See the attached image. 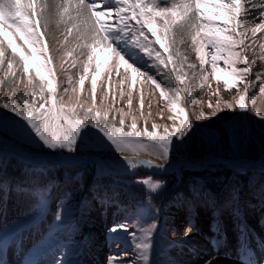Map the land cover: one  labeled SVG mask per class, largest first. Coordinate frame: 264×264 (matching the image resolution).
<instances>
[{
	"label": "rangeland",
	"instance_id": "374dc122",
	"mask_svg": "<svg viewBox=\"0 0 264 264\" xmlns=\"http://www.w3.org/2000/svg\"><path fill=\"white\" fill-rule=\"evenodd\" d=\"M27 2L21 0L22 4ZM108 2L112 3L113 0ZM37 3L47 5L44 20L48 23V0H37ZM158 3L161 7L179 4L173 0H158ZM250 11L253 15L249 19L260 23L256 15L259 10L250 8ZM47 23L42 29L45 34ZM64 34L66 29L54 40L45 35L49 46L48 56L53 59L57 95L63 98L66 105L91 106L90 79L95 66L93 64L87 74L84 90L81 91L78 80L82 65L77 61L76 67L71 66L81 50L68 56L67 51L76 42L73 37L64 42ZM8 38H12L11 33ZM61 42L66 52L65 58L62 57L60 61L53 48ZM261 45H264V33H257L255 37L248 33L245 46H241V54L248 59L247 66L252 67L253 73L238 88L225 89L222 81L217 82L211 77L201 87L199 61L195 60V69H189L187 63L184 64L183 71L187 73L185 84L179 85L177 82V86L184 89L180 106L184 107L194 127L189 133L191 139L185 137L187 143H180L174 138L176 147L170 154L169 164H163L144 153L138 156L163 165L159 168L139 165L132 168L124 163V156L116 152L110 142H106L108 147L98 148L93 138L89 139L90 147L80 148L75 156L66 152L60 154L59 150L47 149L38 138L34 140L29 137L25 128L29 132L31 130L26 121L0 108V113L5 117L0 121V248L5 243L11 244L25 238L27 258L39 263L45 261L43 264H53L54 260L61 258L71 264H123L125 261L143 264L139 259L140 250L135 246L138 241L130 233L134 230L138 232L141 221L137 217L141 210L150 207L155 213L152 219L158 225L152 237L150 264H184L188 261L185 260L187 255L200 257L204 248L196 245L195 238L204 240L201 246H209L207 250L212 252L209 253L210 258H228L236 264H244L247 255L251 254L252 257V251L235 253L231 244L235 239L241 240L240 243L247 241V237L254 239V227L260 231V238L264 237V194L260 195V189L264 186V120L256 114L264 115V94L259 93L260 81L255 75L261 73L264 65V47ZM171 51L174 62L179 66L184 57L174 31ZM6 59H12L10 50L6 53ZM15 61L14 70L19 66L18 57H15ZM38 63H41L39 58L34 61V64ZM244 66L237 65L238 68ZM205 69L210 70V67L205 65ZM3 71H6V64L0 65V74ZM109 71L111 69L102 68L97 77L98 109L109 111L110 119L115 116L116 120H119L122 110L127 114L126 127L133 118L138 129H150L155 123L159 126L158 132H162L165 126L173 125V120L168 117L179 116V113L160 97L159 91L150 82L144 81V84L140 83L142 87L137 85L136 88L135 84L129 88L128 79L121 84L122 76L114 71L109 80ZM148 71L155 75L154 67H149ZM120 72L123 73L124 69L121 68ZM29 75L35 83H40L33 65H29ZM102 82L105 85L103 93L100 89ZM249 82L255 86L248 92V97L256 94L254 102L246 98L247 107L251 110L240 112L239 109L232 111L226 107V104H234V94L248 87ZM18 85L16 82V88ZM74 85L76 91L72 90ZM3 86L6 90L12 86V82H0L1 92L5 91ZM138 88H142L141 97L137 95ZM199 88L205 93L200 99L193 95L195 89L197 91ZM129 93L131 106L127 102ZM217 103L219 110H216ZM214 110L216 114L213 116ZM201 112L210 118L200 119ZM42 151L55 155L40 153ZM127 155L133 156L130 153ZM58 156L75 162H60ZM100 156L103 158L100 159ZM86 157H89V161L80 160ZM194 159L199 163L189 164ZM99 164L106 166L104 174H98ZM239 179L246 186L236 192L235 183ZM148 182L160 183L161 187L152 192ZM64 203L68 205V213L63 223H58L55 216L61 210L59 206ZM189 223L192 230L185 238L183 232ZM120 225H126L128 232L119 228ZM114 226L118 228L117 232L110 231ZM226 247L232 248L233 255ZM176 254L180 257L177 258ZM259 263L264 264V252L256 262Z\"/></svg>",
	"mask_w": 264,
	"mask_h": 264
},
{
	"label": "snow or ice",
	"instance_id": "6c2138e0",
	"mask_svg": "<svg viewBox=\"0 0 264 264\" xmlns=\"http://www.w3.org/2000/svg\"><path fill=\"white\" fill-rule=\"evenodd\" d=\"M46 7L47 5L38 4L37 0H28L25 4L21 0H0V65L6 64L5 78H12V86L9 88L11 96L0 103V108L7 109L26 121L31 130L29 132L25 128L26 134L34 140L38 138L47 149L75 156L80 148L90 147L88 142L93 138L98 148H106V142H110L115 151L124 156V163L132 168L138 165L159 168L160 164H154L153 159L130 158L128 153L133 156L144 153L163 164H169L170 154L176 147L174 138L180 143H187L185 137L191 139L189 133L194 125L188 119L184 107L180 106L184 89L178 87L177 82L179 85L185 84V63L189 69H195L196 65L188 63L186 58L180 61L179 66L174 62L171 51L173 29L179 26L191 37L196 59L199 61L201 87L211 77L217 82L222 81L225 89L238 88L253 73L252 67L247 66L248 59L241 54V46H245L248 33L253 37L257 33H264V0H255V3L253 0H181L179 4L168 7H161L158 0H113L112 3L108 0H66L59 6V22L66 27L63 41L67 42L69 37L76 41L75 46L67 51V55L73 56L78 49L81 50L71 65L76 67L77 61L82 65L78 80L81 91L84 90L87 74L93 64L95 66L90 79L91 106H71L63 103V98L57 95L53 59L48 56L49 46L45 31L42 30L47 23L44 20ZM250 8L259 10L256 15L260 18V23L256 24L249 19L253 15ZM9 33L11 39L8 38ZM53 39L58 38L53 35ZM8 50L11 51L12 59H6ZM15 57H18L19 66L14 70ZM38 58L41 63L34 64ZM145 58L151 63H147ZM238 64L245 66L238 68ZM29 65L35 67L40 83H35L34 78L29 75ZM205 65L210 70L205 69ZM149 67L155 68V75L148 71ZM102 68L111 69L108 72L109 80L113 71L122 76L121 84L129 77L133 85L136 84L137 77L150 82L159 91L160 97L166 99L172 109L179 113V116L168 117L173 120V125L165 126L162 132H158L159 126L155 123L150 129H138L136 119L133 118L126 127L127 114L122 110L118 121L115 116L110 119L109 111H101L96 105L97 77L100 76ZM121 68L124 69L123 73L120 72ZM255 75L260 81L259 93L264 94L262 74L257 72ZM25 78V87L31 86L29 91L21 93L17 103H12V98L17 96V79L23 83ZM254 86L249 82L248 87L234 94V104H226V107L232 111H250L246 98L252 102L256 100V94L250 97L247 95ZM100 89L102 93L105 91L103 82ZM72 90L76 91L75 85ZM127 102L129 106L132 105L131 93L128 94ZM140 104L143 107V99ZM209 107L212 105L209 104ZM219 107L217 103L216 110ZM215 114L214 110L212 115ZM256 114L264 120V115L259 112ZM199 118L210 117L201 112ZM4 119V115L0 113V121ZM16 123L19 124V121ZM105 169L104 164H99L98 174H104ZM148 183L152 192L161 187L160 183ZM59 207L61 210L57 212L55 221L63 223L68 213V205L64 203ZM154 216L155 213L150 207L141 210L137 217L141 226L138 232L134 230L130 233L138 241L135 246L140 250L139 259L143 264H150L152 237L158 228L152 219ZM119 228L128 232L126 225H120ZM191 230L192 225L189 223L183 236L186 238ZM110 231L117 232L118 228L114 226ZM53 264L71 262L61 258L54 260ZM123 264H136V261H125ZM205 264H213L212 258L206 260ZM246 264H255V261L249 260Z\"/></svg>",
	"mask_w": 264,
	"mask_h": 264
},
{
	"label": "bare ground",
	"instance_id": "6f19581e",
	"mask_svg": "<svg viewBox=\"0 0 264 264\" xmlns=\"http://www.w3.org/2000/svg\"><path fill=\"white\" fill-rule=\"evenodd\" d=\"M174 2H177V3H180L181 2V0H173ZM48 3H49V5H48V9H47V12H48V17H49V21H48V23H47V27H46V35H47V38L48 39H52V40H54L53 39V35H55V37H57L58 35H59V33H62L65 29H66V27H65V24H63V23H60L59 22V20H60V18H59V11H60V5L61 4H63V3H65V1L63 0H48ZM47 18V17H46ZM174 32H175V34H177V40H178V43L181 45V52H182V55H183V57L184 58H186L189 62H193V64H195V60H197L196 59V52H195V50H194V48H193V46H192V44H191V40H190V35L187 33V32H185V31H183V30H181L180 28H179V26H177L176 28H174V30H173ZM259 38H260V36H259ZM70 40V39H69ZM73 41L74 42H76L75 40H74V38H73ZM181 41H183V43L181 44L180 42ZM70 42V41H69ZM257 43V42H256ZM70 44V43H69ZM253 46V45H252ZM257 46V45H256ZM53 51H54V53L56 54V55H58L57 57H58V59L61 61L62 59V57H64L65 58V52H66V50H65V46H64V44H63V42H61V43H59L55 48H53ZM257 54V53H256ZM249 55V54H248ZM11 57V56H10ZM198 61V60H197ZM4 72L5 71H3L1 74H0V82H2V81H4V83H11L12 82V78L11 77H9V78H5V76H4ZM261 78L262 79H264V65H263V67H262V70H261ZM19 75V74H18ZM18 84H20V85H18V87L16 88V93H17V96L16 97H14V98H12V100H11V102L12 103H16L17 102V99L19 98V96H20V94L21 93H24V92H28V90H29V88H30V86H28V87H25V85L27 84V78H25L24 79V82L23 83H20L19 82V80L17 79V81H16ZM127 82H128V86H129V88H133V84H132V82H131V79H128L127 80ZM144 81L143 80H140L138 77H137V82H136V88L138 87V86H140V87H142V85L141 84H144L143 83ZM141 83V84H140ZM126 85V84H125ZM138 85V86H137ZM11 86H9V88H10ZM145 87H147L146 85H145ZM9 88L8 89H6L5 90V88H4V86L2 87V89L3 90H5V91H3V92H1L0 91V98H2L1 100L2 101H7L8 100V98L11 96V92L9 91ZM138 93H137V95L138 96H140V94H142L141 93V90H142V88H138ZM150 90V89H149ZM193 90V89H192ZM137 91V90H136ZM151 91V90H150ZM140 92V93H139ZM207 93V92H206ZM152 94H154V92H152ZM202 94H205L204 92H202V90H200V88H199V90L197 89V91H196V89H195V92L193 93V95L194 96H196V97H198V99H200L201 97H202ZM143 95V94H142ZM30 95H29V99H30ZM72 97V96H71ZM141 97V96H140ZM142 99V98H141ZM69 102H71V100L69 99ZM146 102V101H145ZM118 121V120H117ZM42 153H51V155H54V153H52V152H50V151H42ZM130 158H133V159H141L140 157H138V156H129ZM79 157H77L76 159H78ZM88 158L89 157H86V158H84V159H80L81 161H87L88 160ZM100 159L101 158H103V157H99ZM58 159V158H57ZM91 159H93V158H91ZM89 161V160H88ZM92 161V160H91ZM199 161V160H198ZM5 215H7V213H5ZM0 220H2V217H1V219ZM253 231H254V239H252V237H247L245 240H247L246 242H250V243H253L252 245H253V247H252V252L257 256V255H261V254H263V252H264V237H262V238H260V231L257 229V228H253ZM202 238V237H201ZM203 239V238H202ZM248 239H250V240H248ZM236 240V241H235ZM233 242V244H231L232 245V248H233V251L235 252V249H239L238 247H241V248H243L244 249V246H243V244H241L240 243V241L241 240H239V241H237V239H235ZM194 241H196V245L198 246V247H200V249H202V248H204L203 250H204V253L200 256V257H189V255H187L186 256V258H185V260H188V261H185L184 262V264H205V261L206 260H208L209 258H210V256H211V254L209 255V253H212L210 250H207V247H209V246H207V247H203V246H201L202 244H204V240H198L197 238H195L194 239ZM195 243V242H194ZM20 244H22L23 245V242H20ZM19 243H18V245L20 246V247H22V245H20ZM13 247H11V249H9V251H8V257L6 258V259H4V264H9L10 262H12V257L14 256V257H16L17 255H16V253H18V252H15L16 251V249L17 248H14V249H12ZM218 248H219V246H218ZM232 248H227L226 247V250L227 249H229V250H227L228 252H232L231 254L233 255V251H232ZM2 249V248H1ZM220 252V251H219ZM22 250H21V254L19 255V256H21L22 255ZM236 253V252H235ZM216 254V253H215ZM243 254V253H242ZM243 256V255H242ZM176 257L177 258H179L180 256H178L177 254H176ZM228 259V258H227ZM226 258H224V259H222V258H215V259H213L212 258V260H213V264H236V263H234V262H232V261H229V260H227ZM235 259V258H234ZM36 261V260H35ZM29 262H30V260L27 262V263H25V264H29ZM43 263H45V261L44 262H38L37 264H43ZM240 263V262H239Z\"/></svg>",
	"mask_w": 264,
	"mask_h": 264
},
{
	"label": "trees",
	"instance_id": "16d2710c",
	"mask_svg": "<svg viewBox=\"0 0 264 264\" xmlns=\"http://www.w3.org/2000/svg\"><path fill=\"white\" fill-rule=\"evenodd\" d=\"M242 182H244V181H242L241 179H239L238 182L235 183V184H237L236 187H235L236 188V192L239 191V190H241V189H243V187L246 186L244 183L242 184ZM208 189H210V188H208ZM260 191H261L260 195L264 194V186L260 189Z\"/></svg>",
	"mask_w": 264,
	"mask_h": 264
}]
</instances>
